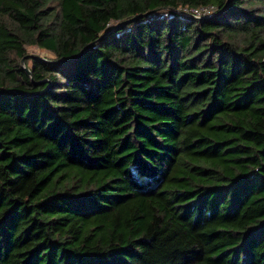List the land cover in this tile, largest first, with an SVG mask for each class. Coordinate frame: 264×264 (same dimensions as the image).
<instances>
[{
    "label": "trees",
    "instance_id": "trees-1",
    "mask_svg": "<svg viewBox=\"0 0 264 264\" xmlns=\"http://www.w3.org/2000/svg\"><path fill=\"white\" fill-rule=\"evenodd\" d=\"M0 264H264V0H0Z\"/></svg>",
    "mask_w": 264,
    "mask_h": 264
},
{
    "label": "built area",
    "instance_id": "built-area-1",
    "mask_svg": "<svg viewBox=\"0 0 264 264\" xmlns=\"http://www.w3.org/2000/svg\"><path fill=\"white\" fill-rule=\"evenodd\" d=\"M181 11L193 17L194 19L199 20L210 17L215 12V8L212 6H202L193 9H182Z\"/></svg>",
    "mask_w": 264,
    "mask_h": 264
},
{
    "label": "rangeland",
    "instance_id": "rangeland-1",
    "mask_svg": "<svg viewBox=\"0 0 264 264\" xmlns=\"http://www.w3.org/2000/svg\"><path fill=\"white\" fill-rule=\"evenodd\" d=\"M158 16H162L163 14H157ZM26 53L28 55H33L36 56L40 59H42L43 57H49V55L41 50L35 49L33 47H27L26 49Z\"/></svg>",
    "mask_w": 264,
    "mask_h": 264
},
{
    "label": "water",
    "instance_id": "water-1",
    "mask_svg": "<svg viewBox=\"0 0 264 264\" xmlns=\"http://www.w3.org/2000/svg\"><path fill=\"white\" fill-rule=\"evenodd\" d=\"M227 2L225 3V6H226Z\"/></svg>",
    "mask_w": 264,
    "mask_h": 264
}]
</instances>
